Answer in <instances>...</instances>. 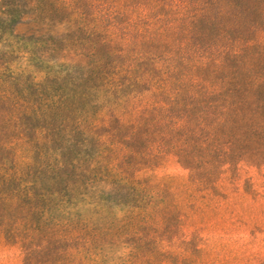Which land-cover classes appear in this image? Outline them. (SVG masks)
<instances>
[{
  "label": "rangeland",
  "instance_id": "374dc122",
  "mask_svg": "<svg viewBox=\"0 0 264 264\" xmlns=\"http://www.w3.org/2000/svg\"><path fill=\"white\" fill-rule=\"evenodd\" d=\"M85 4L0 0V70L37 102L41 158L36 196L0 203V264H264V43L196 65L209 95L169 129L141 103L148 58Z\"/></svg>",
  "mask_w": 264,
  "mask_h": 264
},
{
  "label": "trees",
  "instance_id": "16d2710c",
  "mask_svg": "<svg viewBox=\"0 0 264 264\" xmlns=\"http://www.w3.org/2000/svg\"><path fill=\"white\" fill-rule=\"evenodd\" d=\"M85 2L95 32L122 42L128 38L148 58L146 78L158 94L141 103L169 129L181 125L192 105L209 95V85L195 78L196 65L264 43V11L229 0ZM14 85L13 77L0 70V203L35 197L28 184L39 180L41 165L37 144L27 140L23 122L27 113L39 111L37 102Z\"/></svg>",
  "mask_w": 264,
  "mask_h": 264
}]
</instances>
